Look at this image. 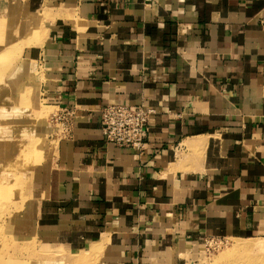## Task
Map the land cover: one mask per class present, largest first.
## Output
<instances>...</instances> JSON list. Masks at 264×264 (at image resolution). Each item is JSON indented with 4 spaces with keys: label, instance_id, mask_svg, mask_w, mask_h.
<instances>
[{
    "label": "crops",
    "instance_id": "crops-1",
    "mask_svg": "<svg viewBox=\"0 0 264 264\" xmlns=\"http://www.w3.org/2000/svg\"><path fill=\"white\" fill-rule=\"evenodd\" d=\"M0 19V52L20 23L21 75L40 64L74 109L23 211L42 247L185 264L206 237L264 236V0H0ZM109 103L154 109L142 154L104 141Z\"/></svg>",
    "mask_w": 264,
    "mask_h": 264
},
{
    "label": "rangeland",
    "instance_id": "rangeland-1",
    "mask_svg": "<svg viewBox=\"0 0 264 264\" xmlns=\"http://www.w3.org/2000/svg\"><path fill=\"white\" fill-rule=\"evenodd\" d=\"M5 23H0V34L7 32ZM20 25H13L12 31L19 41L0 52V264H100L97 253L103 248V241L80 253H68L63 247H42L32 223L27 224L23 216L35 179L51 156L47 151L53 148L59 133L50 120L57 107L41 92L46 81L42 67L33 64L29 72L20 73L26 64L22 59L24 40ZM41 34L36 25L29 29L26 38L38 40ZM23 224L26 229L21 228ZM257 239L264 240V236L224 237L219 247L195 248L185 264H230L244 255L250 260L241 264H263L264 252L241 251L239 257L240 251L235 249L238 243Z\"/></svg>",
    "mask_w": 264,
    "mask_h": 264
},
{
    "label": "built area",
    "instance_id": "built-area-1",
    "mask_svg": "<svg viewBox=\"0 0 264 264\" xmlns=\"http://www.w3.org/2000/svg\"><path fill=\"white\" fill-rule=\"evenodd\" d=\"M57 109L50 115L60 137H69L73 132L74 109L54 104ZM154 109L143 103H109L99 109L100 128L104 141L118 147L136 150L142 154L145 149L147 126ZM224 237H206L205 247H219Z\"/></svg>",
    "mask_w": 264,
    "mask_h": 264
},
{
    "label": "bare ground",
    "instance_id": "bare-ground-1",
    "mask_svg": "<svg viewBox=\"0 0 264 264\" xmlns=\"http://www.w3.org/2000/svg\"><path fill=\"white\" fill-rule=\"evenodd\" d=\"M40 32H41V29H40ZM236 244V243H235ZM234 244V246H235ZM233 245V244H232ZM237 250H239L240 252L238 253V256L239 254H241V251H244V253H247V251L251 252V250H256L254 252H264V240L263 239H257V240H251V241H244V242H241V243H238L236 246H235ZM237 252V251H236ZM243 253V252H242ZM253 253V252H252ZM236 254V253H235ZM245 256V255H244ZM242 256V257H244ZM235 257V256H234ZM240 257V256H239ZM242 257L241 258H238V259H235V262H230V264H241V261H243L242 263H245L244 261L246 260H250L248 257H244L245 259L242 260ZM250 257V256H249ZM256 257V256H255ZM263 259V258H262ZM216 259H213V261H215ZM252 260V259H251ZM256 260V259H255ZM210 261V260H209ZM232 261V260H231ZM262 261V260H261ZM216 262V261H215ZM255 262V261H254ZM251 263V262H250ZM249 263V264H250ZM247 264V263H246ZM253 264V263H252ZM256 264H259V263H256ZM261 264V263H260ZM264 264V263H263Z\"/></svg>",
    "mask_w": 264,
    "mask_h": 264
}]
</instances>
